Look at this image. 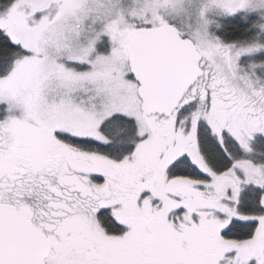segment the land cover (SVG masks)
I'll return each instance as SVG.
<instances>
[{
  "label": "snow or ice",
  "instance_id": "6c2138e0",
  "mask_svg": "<svg viewBox=\"0 0 264 264\" xmlns=\"http://www.w3.org/2000/svg\"><path fill=\"white\" fill-rule=\"evenodd\" d=\"M0 264H264V0H0Z\"/></svg>",
  "mask_w": 264,
  "mask_h": 264
}]
</instances>
